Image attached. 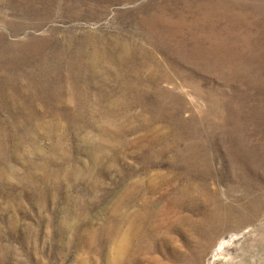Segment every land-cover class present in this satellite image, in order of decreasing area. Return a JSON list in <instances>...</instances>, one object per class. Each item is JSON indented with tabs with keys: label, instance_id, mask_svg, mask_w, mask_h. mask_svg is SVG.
Segmentation results:
<instances>
[{
	"label": "rangeland",
	"instance_id": "rangeland-1",
	"mask_svg": "<svg viewBox=\"0 0 264 264\" xmlns=\"http://www.w3.org/2000/svg\"><path fill=\"white\" fill-rule=\"evenodd\" d=\"M0 264H264V0H0Z\"/></svg>",
	"mask_w": 264,
	"mask_h": 264
}]
</instances>
